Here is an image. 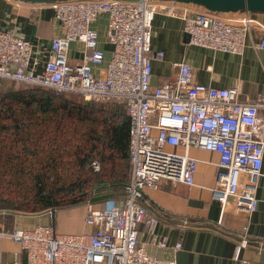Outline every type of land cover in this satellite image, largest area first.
I'll list each match as a JSON object with an SVG mask.
<instances>
[{
	"label": "built area",
	"instance_id": "obj_1",
	"mask_svg": "<svg viewBox=\"0 0 264 264\" xmlns=\"http://www.w3.org/2000/svg\"><path fill=\"white\" fill-rule=\"evenodd\" d=\"M52 6L61 34L51 42L44 70L39 74L32 67L34 50L28 40L0 30V79L123 105L130 123L132 174L123 197L89 211L85 232L62 233L54 223L0 232V238L13 239L25 255L23 262L15 253L13 261L2 264H178L152 257L148 244L139 240V226L153 232L159 223L143 202L146 188L167 181L196 186L199 160L191 155L193 148L219 156L217 184L211 191L223 212L253 215L264 177V136L258 129L264 94L243 102L236 87L199 84L186 62L173 64L178 70L174 78L153 85V62L164 53L152 51V31L158 14L180 18L188 45L241 55L252 32L264 30L258 13L215 12L198 4L159 0H70ZM102 15H108L107 39L113 51L95 76L92 68L103 63L104 52L98 49L92 24ZM75 42L90 51L76 66L69 62ZM256 47L264 48V43ZM94 168L100 169L97 162ZM55 213L49 210L50 216ZM166 244V239L158 241L159 247Z\"/></svg>",
	"mask_w": 264,
	"mask_h": 264
},
{
	"label": "crops",
	"instance_id": "obj_2",
	"mask_svg": "<svg viewBox=\"0 0 264 264\" xmlns=\"http://www.w3.org/2000/svg\"><path fill=\"white\" fill-rule=\"evenodd\" d=\"M258 18L264 25V14H258ZM92 28L98 34V49L104 52L103 63L92 68L93 74L99 76L112 58L113 46L107 39L108 15L100 16ZM0 30L17 34L32 44V67L40 74L49 59L53 38L61 34V25L51 3L0 0ZM261 42L264 43V30L255 29L241 55L191 46L184 33L183 20L158 14L153 22L152 51L163 52L164 56L153 62L152 84L162 85L174 78L178 70L173 64L186 62L193 68L195 82L215 88L236 87L243 102H253L264 94V48L256 47ZM87 52L90 51L81 43L71 44L70 64H80ZM258 129L264 136V109L260 110ZM191 155L199 160L196 186L167 181L159 188L145 189L143 202L149 214L156 217L159 223L153 232L140 225L139 240L148 244L152 257L174 259L178 264H264V177L259 183V204L253 215L247 218L224 213L211 191L217 184L218 154L193 148ZM79 209L68 212L70 217L81 222L77 229L82 233L87 228ZM1 215L7 229L56 223V218L52 219L49 211ZM163 239L167 244L162 248L158 246V241ZM178 244L181 248L176 250ZM0 246L5 248V251H0V264L13 261L15 253L19 261L25 260L17 245L0 238ZM8 247L14 251L7 252Z\"/></svg>",
	"mask_w": 264,
	"mask_h": 264
},
{
	"label": "trees",
	"instance_id": "obj_3",
	"mask_svg": "<svg viewBox=\"0 0 264 264\" xmlns=\"http://www.w3.org/2000/svg\"><path fill=\"white\" fill-rule=\"evenodd\" d=\"M15 84L0 80V214L70 209L121 192L132 174L125 107Z\"/></svg>",
	"mask_w": 264,
	"mask_h": 264
},
{
	"label": "rangeland",
	"instance_id": "obj_4",
	"mask_svg": "<svg viewBox=\"0 0 264 264\" xmlns=\"http://www.w3.org/2000/svg\"><path fill=\"white\" fill-rule=\"evenodd\" d=\"M15 85L17 87H20V88H23V89H29V87H25L23 84L16 83ZM114 197L115 198L116 197L117 198L123 197L122 191H121V193L120 192L119 193H115L112 196V198H114ZM105 202H92L91 200H88L86 203L82 204L79 207L70 208V209L57 210L55 216L54 217L51 216V218L52 219H55L56 218L55 227H56V229L59 232H62V233H79V230L77 229V227H78L80 221H77L75 218L70 217V213L68 211H70L72 209H78V208H80L79 209L80 210L79 212H80V214L82 216V219L84 220L85 216L89 213V211L92 208H98V207L100 208L101 206H103L105 204ZM3 218H4V216L1 215L0 216V232L5 231L6 233H10L12 231V229H7L4 226ZM1 238L3 240L9 241L12 244L17 245L18 248H20V245L18 243H16L10 237H1ZM6 249H7V252H9V253H10V251H12V252L14 251L11 247H8ZM0 251H5V248H3L2 246H0Z\"/></svg>",
	"mask_w": 264,
	"mask_h": 264
},
{
	"label": "water",
	"instance_id": "obj_5",
	"mask_svg": "<svg viewBox=\"0 0 264 264\" xmlns=\"http://www.w3.org/2000/svg\"><path fill=\"white\" fill-rule=\"evenodd\" d=\"M30 3H56L70 0H24ZM113 1H144V0H113ZM173 1L179 3H193L204 6L215 12H239L249 11L252 13L264 14V0H159Z\"/></svg>",
	"mask_w": 264,
	"mask_h": 264
}]
</instances>
